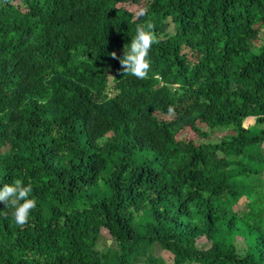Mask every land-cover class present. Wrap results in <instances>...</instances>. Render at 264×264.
<instances>
[{"label":"trees","instance_id":"trees-1","mask_svg":"<svg viewBox=\"0 0 264 264\" xmlns=\"http://www.w3.org/2000/svg\"><path fill=\"white\" fill-rule=\"evenodd\" d=\"M145 22L137 79L111 53ZM14 178L36 207L0 202V264H264V0H0Z\"/></svg>","mask_w":264,"mask_h":264},{"label":"clouds","instance_id":"clouds-1","mask_svg":"<svg viewBox=\"0 0 264 264\" xmlns=\"http://www.w3.org/2000/svg\"><path fill=\"white\" fill-rule=\"evenodd\" d=\"M155 43H159V40L155 35L154 26L147 22L138 23L131 42L126 43L123 47V55L118 56L113 51L111 57L119 60L120 71L123 75L146 79L150 71L148 57ZM31 193V183L26 185L21 179L17 178L9 183H3V186L0 187V202L5 205L4 209L12 210L11 215L18 226L23 227L28 223L30 212L36 207L35 199L30 198Z\"/></svg>","mask_w":264,"mask_h":264},{"label":"rangeland","instance_id":"rangeland-1","mask_svg":"<svg viewBox=\"0 0 264 264\" xmlns=\"http://www.w3.org/2000/svg\"><path fill=\"white\" fill-rule=\"evenodd\" d=\"M166 117L169 118L170 115H168ZM254 123H255V117H249L245 121V125L247 127L253 125ZM203 128L206 129L207 131L209 130V128L206 127L205 125H203ZM225 133H226L225 130H220V129L217 130L216 129L215 133H211V135H210L211 136V140L216 141V140L219 139V136H222ZM239 207L243 208L244 206L240 205ZM238 245L240 247H245V243H243L242 241L238 242ZM115 246H116V243L114 242V240H112L109 237V235L104 234V236L100 237L99 242H98V247L101 250L105 251L107 248H112V247H115ZM155 253H156L157 256H161L164 259L165 264H173L172 254H170V252H167V251L162 250V249H157Z\"/></svg>","mask_w":264,"mask_h":264}]
</instances>
